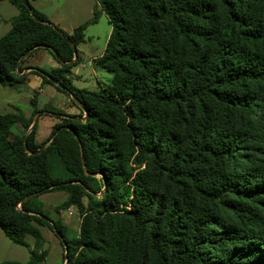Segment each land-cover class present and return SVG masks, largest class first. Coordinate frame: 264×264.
<instances>
[{
  "label": "trees",
  "instance_id": "16d2710c",
  "mask_svg": "<svg viewBox=\"0 0 264 264\" xmlns=\"http://www.w3.org/2000/svg\"><path fill=\"white\" fill-rule=\"evenodd\" d=\"M6 1L18 14L0 86L24 85L20 60L45 50L60 67L30 73L79 111L38 110L33 95L29 117L0 113V229L24 264L44 263L42 227L63 264H264V0H95L71 35ZM101 14L111 32L94 64L111 79L78 89L76 48ZM43 113L59 122L37 143ZM54 192L55 213H78L75 236L44 211Z\"/></svg>",
  "mask_w": 264,
  "mask_h": 264
},
{
  "label": "rangeland",
  "instance_id": "374dc122",
  "mask_svg": "<svg viewBox=\"0 0 264 264\" xmlns=\"http://www.w3.org/2000/svg\"><path fill=\"white\" fill-rule=\"evenodd\" d=\"M28 2L30 3V0H28ZM41 3L45 7L43 9L44 14H47L49 16L55 14V12H58L61 15L64 13L65 7H63L62 11L60 12V8L58 10L56 9L58 5L66 4L69 9H72L73 7V5L68 0H42ZM83 3L84 1L82 0V5ZM100 18L101 15L95 24H89L85 27L84 30L85 42L84 44H80L79 46V49L83 51V54H81L80 52L79 55L81 56V61L83 62L85 69L81 70L79 69V67L77 68L79 70L77 72V75L83 78L84 81L74 82L73 86L75 88L96 90L98 84L103 86L109 83L111 79V74L97 68L91 63L92 58H98L103 53L104 39L107 35V32H109L108 28L111 27L110 24L108 23V20H100ZM86 22H84L83 24H85ZM2 29L3 28H0V32ZM90 35L92 36V38H87L90 37ZM34 57L35 54H33L31 58H29V61ZM75 68L76 67H74L72 70L73 73H76ZM27 88L32 89L33 84L32 83L24 84L16 88H3L0 86V113H7L6 110H12L11 113L23 114L25 117H29L31 112V106L27 100L28 98L25 96L29 95V98L31 99L33 95L35 96L34 94L35 92H27ZM51 91L52 90L49 87H45L43 95L39 97L38 100L41 102L42 105L49 104L54 109L58 108L57 110H61L62 106L68 100L67 96L61 92H55L53 95V93L51 94ZM43 114H40L39 117L38 114L34 116V118L36 117L35 121L37 122V132L39 131L40 143H43L48 139L52 128L50 126L49 120H47V118H45ZM16 131L17 133H23V129L20 126H18V128H15L14 133H16ZM64 199H65V195L63 192H54L45 195L42 198H39L41 203L44 205V211L52 220L59 219V215L55 213L54 209L57 205L61 204ZM65 212H63V214ZM67 213L63 219L67 223V227L69 228V235L75 236L78 233L79 223H80L78 213L75 212L76 214L74 216H69ZM46 248H47V263L62 264L59 250L49 242H46Z\"/></svg>",
  "mask_w": 264,
  "mask_h": 264
},
{
  "label": "crops",
  "instance_id": "0c3cea01",
  "mask_svg": "<svg viewBox=\"0 0 264 264\" xmlns=\"http://www.w3.org/2000/svg\"><path fill=\"white\" fill-rule=\"evenodd\" d=\"M68 1L73 5L72 9H69L66 4L58 5L56 7L57 10L60 8V12L62 11L63 7H65V11L62 15L58 12H55V14L50 15V16L47 14H44L43 9L45 7L41 3L42 0H30V5L35 10L42 13L52 24H54L56 27H58L65 34L71 35L73 33L74 29H76L78 26H80L81 24H83L84 22H86L92 18L95 0H83L84 1L83 5H82V0H68ZM17 14H18V10L16 7L11 5L6 0L0 1V28H3L0 32V38L9 31L10 20L13 17H15ZM100 20H107V18L104 14H101ZM108 29H109V32H107V35L104 39V49H105V46H106V43L108 40L107 37L110 35V32H111V27ZM87 38H92V36L90 35V37H87ZM79 46H77V48H76L77 52H78L79 60H78L77 64L74 66V67H76L75 68L76 73L72 72L74 67L71 70L72 84L74 82H78V81L83 82L84 81L83 78H81L77 75V72L79 71L77 69L78 67L81 70L85 69L83 62L81 61V56L79 55L80 52H81V54H83V51L79 49ZM34 54H35L34 58H32L30 61H29V58H31V56L28 58H25L22 61L23 63L21 65L22 68L24 69L23 74L26 75L25 84H31V83L33 84V88L32 89L27 88V92H35L34 94H35L38 110L42 111V110H47V109H54L49 104L48 105H45V104L42 105L38 99H39V97H41L43 95L45 87H49L52 90L51 94L53 93V95L55 92H58V91H56L52 86H50L48 84H42L41 80L37 76L31 74L30 72H31L32 68H38V69H42L45 71H51V70L59 68L60 65L45 50H38ZM95 59L96 58H92V60H91V63L94 66H95V64H94ZM97 83H98V80H97ZM98 85H100V84H98ZM25 97L28 98L27 99L28 102L32 99V98L31 99L29 98V95H26ZM57 109H54V110H57ZM63 109H65V110H63ZM59 111H62L63 113L69 114V115L79 114L78 109L76 107H74L73 105H71L69 98H68L67 102H65V104L62 106L61 110H59ZM6 112L11 113L12 110H6ZM2 114H4V113H2ZM43 115L45 118H47V120H49L51 127L54 124L59 122L55 117H51L48 114L46 115L45 113ZM36 141H37V143H40L39 131L37 132ZM48 194H51V193L44 194V195L40 196V198H42L43 196L48 195ZM65 200H66V195H65V199L63 200V202ZM63 212H65V213L63 214ZM75 212L77 213L75 208H70V209L61 211L57 215H59V219L67 226V223L63 219L64 216L66 215V213L69 216H74L76 214ZM40 231H41V234L45 240L44 250L46 251V257H45L43 264H48L47 263L46 242L53 244V246H55L59 250V253L61 256V261H62V257H63L62 249L63 248H62L59 240L54 236V234L48 228L42 227V228H40ZM29 258H30L29 250L25 247L15 245L14 243H12L4 235L3 231L0 229V264L4 263L6 261L18 262V263L24 264V263L29 261ZM62 264H63V262H62Z\"/></svg>",
  "mask_w": 264,
  "mask_h": 264
},
{
  "label": "water",
  "instance_id": "95a60500",
  "mask_svg": "<svg viewBox=\"0 0 264 264\" xmlns=\"http://www.w3.org/2000/svg\"><path fill=\"white\" fill-rule=\"evenodd\" d=\"M26 58V56H24L21 60H20V62L19 63H21L24 59ZM48 77V76H47ZM48 79H50L49 77H48ZM71 98H72V96H71ZM36 118V117H35ZM35 118L33 119V122L32 123H34L35 122ZM44 147H41V149L40 150H42ZM39 152V151H38ZM65 253H66V250H65Z\"/></svg>",
  "mask_w": 264,
  "mask_h": 264
}]
</instances>
